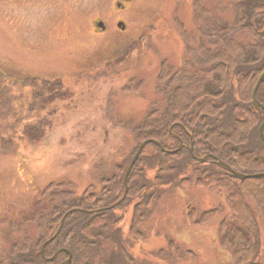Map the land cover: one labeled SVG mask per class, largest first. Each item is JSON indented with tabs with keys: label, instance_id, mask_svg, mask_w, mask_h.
<instances>
[{
	"label": "rangeland",
	"instance_id": "obj_1",
	"mask_svg": "<svg viewBox=\"0 0 264 264\" xmlns=\"http://www.w3.org/2000/svg\"><path fill=\"white\" fill-rule=\"evenodd\" d=\"M91 1L0 0V70L12 87L6 93L14 96L13 109L0 119V137L7 139L0 144V256L23 231L36 233V200L49 182L66 178L81 192L98 183L96 165L116 172L120 156L138 145L123 125L141 120L162 97L156 93L162 61L176 68L188 63L211 46L212 35L204 30L210 17L225 27L249 10L244 0H148L121 12L122 30L110 2ZM237 39L254 41L247 33ZM58 73L68 76L57 96L41 83L29 85L33 75ZM22 113L41 119H23ZM155 174L148 169L151 184ZM158 187L162 198L145 214L141 238L128 232L133 201L116 209L124 219L103 242L110 264H125L121 241L138 264H232L220 232L223 220L250 234L241 262L264 264V219L258 213V226L249 229L233 214L225 190L193 182ZM214 208L219 214L204 223L190 213Z\"/></svg>",
	"mask_w": 264,
	"mask_h": 264
},
{
	"label": "trees",
	"instance_id": "obj_2",
	"mask_svg": "<svg viewBox=\"0 0 264 264\" xmlns=\"http://www.w3.org/2000/svg\"><path fill=\"white\" fill-rule=\"evenodd\" d=\"M244 1L249 10L237 13L231 25L224 27L210 17L211 25L205 24L204 30L212 35L211 46L204 47L201 54L179 68L167 60L161 62L156 93L162 97L141 120L131 119L123 125L138 145L120 156L113 167L116 172L109 174L103 162L96 165L98 183H90L81 192L66 178L49 182L36 200V233L23 231L1 254L0 264H66L69 252L72 258L68 264H110L103 242L110 237L111 227L124 219L123 214H116V209L133 201L128 232L141 238L145 214L154 201L162 198L158 190L161 184L177 186L193 182L200 187L225 190L233 214L243 225L249 229L258 226L256 213L264 219V176L241 180L217 163L224 161L246 174L264 172V141L259 132L264 122V80L256 94L263 106L261 111L253 99V90L264 71V0ZM240 33L249 34L254 41L241 43L237 39ZM0 76L1 119L2 111L13 109L14 96L6 93L11 86L1 70ZM41 81V78L28 79L30 87ZM53 89L57 88L48 91L51 93ZM148 139L158 141L161 146L155 142L145 146L128 177L127 194L116 204L125 192L127 166L139 144ZM4 140L7 141L4 136L0 137V144ZM181 143L184 145L177 150ZM200 157L206 160L199 162ZM148 169H155L152 184ZM218 211L219 208H214L196 213L193 209L190 213L196 222L204 223L216 218ZM65 215L59 234L46 244L42 255V244L57 232ZM220 232L223 246L231 256L229 263L254 264L241 262L239 255L251 247L248 232L225 220ZM119 249L125 264H138L133 255L124 251L122 241Z\"/></svg>",
	"mask_w": 264,
	"mask_h": 264
},
{
	"label": "water",
	"instance_id": "obj_3",
	"mask_svg": "<svg viewBox=\"0 0 264 264\" xmlns=\"http://www.w3.org/2000/svg\"><path fill=\"white\" fill-rule=\"evenodd\" d=\"M99 26L104 27V24L102 22H100ZM118 27L121 28L122 30H124L126 28V24L124 22H119L118 23ZM263 80H264V71L260 75V77H259V79H258V81L256 83V86H255V88L253 90L254 103H255V106L257 107V109H259L260 111L262 110L263 106L260 103V101H258V99L256 97V94H257V90H258V88H259V86H260V84L262 83ZM259 132H260V136H261L262 140L264 141V122L260 125ZM150 142H155V143H157V144H159L161 146V144L158 141L153 140V139L145 140L138 146L134 156L132 157V159H131V161H130V163L128 165V168H127V171H126V174H125V177H124L125 193H124L123 197L116 204L120 203L125 198V196L127 194V191H128V182L127 181H128L129 173L132 170V168L135 165V163L137 162V160H138L139 156L141 155L142 151L144 150L145 146L148 143H150ZM183 145L184 144L181 143L179 145V147L177 148V150L181 149ZM192 150L193 149H192V146H191L190 147V151L192 152ZM205 160H206V158H201V157L198 158L199 162H202V161H205ZM217 163L219 165L223 166L224 168H226L227 170H229L236 178L241 179V180H244V179H247V178L264 176V172L254 173V174H246V173H243V172L236 171L228 163H226L224 161H221V160L217 161ZM71 211L72 210H70L68 213H70ZM66 215L62 218V220L60 222V226H59L57 232L49 240H47L46 242L43 243V245H42V253H44V249H45L46 244L49 243L51 240H53L59 234ZM55 255L52 256L50 259H53L55 257ZM71 258H72V254H71V252H69V258L64 263L68 264L70 262Z\"/></svg>",
	"mask_w": 264,
	"mask_h": 264
},
{
	"label": "flooded vegetation",
	"instance_id": "obj_4",
	"mask_svg": "<svg viewBox=\"0 0 264 264\" xmlns=\"http://www.w3.org/2000/svg\"><path fill=\"white\" fill-rule=\"evenodd\" d=\"M107 3V2H110L112 5H113V16H115V23H116V26L118 27V23L119 22H124L125 20L121 17V12L125 11L128 7L134 5V4H139V3H148L150 1L148 0H93L91 2H89L88 4L92 5V6H97L96 4H99V3ZM166 0H159L158 1V4H163L165 3ZM152 3V2H150ZM81 4H83L81 2ZM102 22V21H99V23ZM93 23H96V20L93 21ZM98 23V24H99ZM104 23V22H103ZM125 23V22H124ZM98 24H97V27H98ZM95 26V28H97ZM99 28V27H98ZM105 25L104 27H101V30H100V33H105ZM50 76H41L40 74H36V75H33L34 78H41L43 81L41 82H38V83H41L40 85L41 86H44L45 88H57L56 90L53 89V91H51V95L53 96H57L58 94L60 93H63L60 91V89L64 88L65 86L62 85V78L63 77H67L68 75L65 73H61V74H56L57 76L53 77V74H48ZM44 82H48L49 84L45 85ZM48 89V90H49ZM43 96H46L43 94ZM35 99V97H34ZM36 103H34L35 105ZM25 114L22 113V116H23V119H28V120H31V119H41V114H36V113H30L28 116H24Z\"/></svg>",
	"mask_w": 264,
	"mask_h": 264
}]
</instances>
